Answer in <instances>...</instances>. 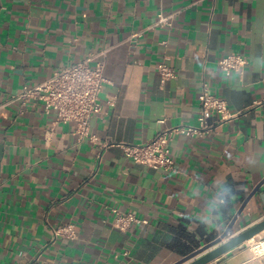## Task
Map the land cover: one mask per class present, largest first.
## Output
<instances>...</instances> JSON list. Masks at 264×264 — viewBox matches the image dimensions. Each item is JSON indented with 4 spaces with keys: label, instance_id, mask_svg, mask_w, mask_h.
Wrapping results in <instances>:
<instances>
[{
    "label": "crops",
    "instance_id": "crops-1",
    "mask_svg": "<svg viewBox=\"0 0 264 264\" xmlns=\"http://www.w3.org/2000/svg\"><path fill=\"white\" fill-rule=\"evenodd\" d=\"M228 54L248 58L242 75L221 69ZM89 57L108 80L91 120L100 144L39 101L0 111V264H175L219 238L264 181V0H0V105ZM160 64L176 77L163 83ZM204 80L243 114L170 142L175 172L126 156L121 144L196 125ZM113 209L140 222L121 231ZM262 218L264 184L233 232ZM67 225L75 238L55 237ZM211 264L264 256L244 244Z\"/></svg>",
    "mask_w": 264,
    "mask_h": 264
},
{
    "label": "built area",
    "instance_id": "built-area-1",
    "mask_svg": "<svg viewBox=\"0 0 264 264\" xmlns=\"http://www.w3.org/2000/svg\"><path fill=\"white\" fill-rule=\"evenodd\" d=\"M159 17V24L171 25L170 17L163 14ZM92 59L89 57L64 67L44 83L33 87L24 86L18 94L12 95L5 104L0 105V111L10 104H18L21 110H25L33 102L39 101L43 103L46 112L55 111L60 122L74 123L75 133L80 139L89 138L91 142L100 144L99 139L91 134V120L103 111L100 95L108 80L105 76V64L92 66ZM248 65V58L239 54H228L220 62L223 71L241 75ZM157 69L163 83L176 77V72L166 64H160ZM199 103L196 125H178L163 129L147 144H121L126 156L147 167L175 172L176 162L168 149L170 142L178 136L201 137L214 133L225 123L243 114L231 112L228 102L218 98L206 80L200 90ZM113 213V226L121 231H126L131 224L140 222L134 214L120 209H113ZM74 233L71 225L54 229L55 237L67 235L75 238ZM246 244L256 257L264 256V239L255 237Z\"/></svg>",
    "mask_w": 264,
    "mask_h": 264
},
{
    "label": "water",
    "instance_id": "water-1",
    "mask_svg": "<svg viewBox=\"0 0 264 264\" xmlns=\"http://www.w3.org/2000/svg\"><path fill=\"white\" fill-rule=\"evenodd\" d=\"M264 181L245 200L243 206L229 224L225 232L216 240L185 256L175 264H211L233 249L240 247L264 232V218L248 226L239 233H234L233 228L238 218L243 214L248 203L262 187Z\"/></svg>",
    "mask_w": 264,
    "mask_h": 264
}]
</instances>
